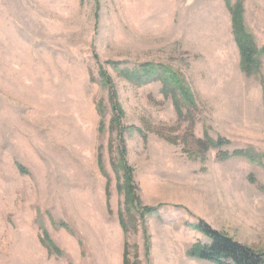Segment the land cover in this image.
Returning a JSON list of instances; mask_svg holds the SVG:
<instances>
[{
  "label": "rangeland",
  "instance_id": "obj_1",
  "mask_svg": "<svg viewBox=\"0 0 264 264\" xmlns=\"http://www.w3.org/2000/svg\"><path fill=\"white\" fill-rule=\"evenodd\" d=\"M236 1L0 0V264H211L199 220L264 252V168L235 155L264 154V55L242 69ZM242 17L262 50L264 0ZM148 62L192 113L113 66Z\"/></svg>",
  "mask_w": 264,
  "mask_h": 264
},
{
  "label": "trees",
  "instance_id": "obj_2",
  "mask_svg": "<svg viewBox=\"0 0 264 264\" xmlns=\"http://www.w3.org/2000/svg\"><path fill=\"white\" fill-rule=\"evenodd\" d=\"M230 11L232 13L234 35L241 53L242 69L247 74H253L261 69L262 64L259 61V55H264V48L258 50L251 35L244 29L242 17L244 13V0H237L236 3L230 7ZM113 66L120 76L134 85L141 86L155 81L161 82L165 96L174 100V104L179 113L183 114V109H187L188 113H192L196 108L194 95L189 85L178 71L149 62L135 67L132 70L124 66L121 67L119 63H114ZM100 76L106 84L109 83L106 74L101 72ZM262 85L264 89V79ZM197 143L200 151L204 155L210 148L215 146H219L220 148L223 145V142L215 144L212 140L207 139H199ZM235 155L244 157L251 163L258 164L264 168V154L255 152L252 149H245L238 151ZM152 211V209H148L149 213ZM123 227L127 230L124 223ZM193 227L203 234L208 239V242L195 244L188 252L190 257L204 260L211 264H264V252H257L249 246L233 240L212 228L204 220H199ZM42 244L51 251L54 249V246L48 240H42ZM126 258L124 264H131Z\"/></svg>",
  "mask_w": 264,
  "mask_h": 264
}]
</instances>
